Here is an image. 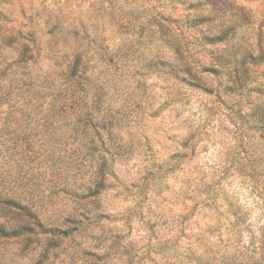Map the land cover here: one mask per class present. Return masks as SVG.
<instances>
[{"label":"rangeland","instance_id":"374dc122","mask_svg":"<svg viewBox=\"0 0 264 264\" xmlns=\"http://www.w3.org/2000/svg\"><path fill=\"white\" fill-rule=\"evenodd\" d=\"M228 2L264 18V0ZM212 5L0 0V123L12 115L0 134V181L10 196L18 178L45 227L30 251L3 242L0 264H34L48 240L43 264L261 254L264 142L240 121L248 109L226 92L227 76L204 70L221 47L200 41L217 22ZM35 110L51 115L27 150L14 129L27 135Z\"/></svg>","mask_w":264,"mask_h":264},{"label":"trees","instance_id":"16d2710c","mask_svg":"<svg viewBox=\"0 0 264 264\" xmlns=\"http://www.w3.org/2000/svg\"><path fill=\"white\" fill-rule=\"evenodd\" d=\"M170 1L187 5V8L191 10H194L201 4L204 6L209 5V7L210 4H213V8L210 10L211 14H209V21L217 19V22L213 29L203 36L200 41L212 46L221 44V47L216 52L213 60L214 63L204 67V70L208 74L217 77L222 74L227 76L228 84L225 86L226 92L237 95L238 100L236 105L248 109L246 113H242L241 111L240 121L245 125H251V128L257 131L258 139L264 142V18L262 13L257 17L250 10H245L242 6L236 7L233 3L228 2V0H215L212 3L207 0H200L199 4L190 2L189 0ZM204 20L205 16L203 15L199 17L195 16L189 19L187 23L191 28H195L200 23H203ZM222 102L224 105H228L226 101ZM51 106L52 108H57L55 101ZM70 107L72 108V106ZM63 110L59 109L55 111L54 115L60 114L59 112H63ZM35 111L33 115L35 125H31L32 130L27 135L25 132V135L21 136L24 132L21 125L17 126L14 129L15 131L13 130L16 133L13 137H21L23 142L25 141L27 144V150L33 141L30 139L32 138L31 135H36L34 130L38 125L45 124V119H50L49 115H51L50 111H42V116L40 117L39 111ZM9 118L0 123V134L3 131H7L6 127L10 123ZM20 120L21 118H18L17 121ZM49 123L52 125V121H49ZM258 178L264 186V172ZM17 181L18 178H16L15 182L17 183ZM15 186L10 189L11 195L8 196L9 192L5 178H2L0 181V245L8 240L17 242L20 244V250L18 251L22 253L31 250L30 247L33 242L32 234L35 229L40 231V229H44L45 227L39 218L37 209L33 207L34 203H32V206L24 203V200L27 199L23 194L19 193L22 188L19 186L20 189H15ZM45 232L46 234L48 232H52L53 234L67 233L59 228L54 230L46 228ZM43 249L39 255V259L34 264H43L48 260L49 252L53 249L52 241L48 240L47 245ZM173 264L212 263L195 259L193 261L179 259ZM217 264H264V247H262L261 254L257 257L253 254L240 262H230L228 259L226 261L223 259Z\"/></svg>","mask_w":264,"mask_h":264}]
</instances>
